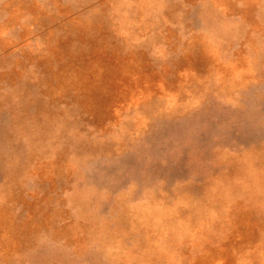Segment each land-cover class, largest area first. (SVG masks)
Masks as SVG:
<instances>
[{
    "label": "rangeland",
    "instance_id": "374dc122",
    "mask_svg": "<svg viewBox=\"0 0 264 264\" xmlns=\"http://www.w3.org/2000/svg\"><path fill=\"white\" fill-rule=\"evenodd\" d=\"M0 264H264V0H0Z\"/></svg>",
    "mask_w": 264,
    "mask_h": 264
}]
</instances>
